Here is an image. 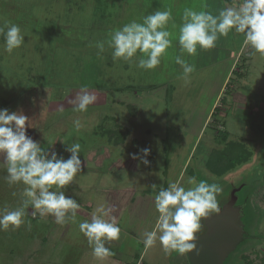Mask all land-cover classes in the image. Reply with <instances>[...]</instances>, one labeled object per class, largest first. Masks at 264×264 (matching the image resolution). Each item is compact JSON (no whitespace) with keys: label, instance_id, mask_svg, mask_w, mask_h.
Masks as SVG:
<instances>
[{"label":"rangeland","instance_id":"rangeland-1","mask_svg":"<svg viewBox=\"0 0 264 264\" xmlns=\"http://www.w3.org/2000/svg\"><path fill=\"white\" fill-rule=\"evenodd\" d=\"M73 1L77 0L70 5L66 0H0V26L17 24L25 36L11 53L4 50L0 36V109L22 111L32 126L26 124V135L49 154L54 151L67 159L71 155L67 145L80 143L82 161L74 181L62 189L80 204L76 222L60 225L52 215L33 216L36 210L29 207L19 228L0 230V264H189L186 254L165 253L159 242L147 249L142 243L143 233L154 228L158 216L154 195L169 181H186L189 176L218 183L223 189L217 197L220 206L233 187L246 185L237 193L240 202L245 200L246 238L223 264H264V72L253 71L250 87L242 79L235 85L233 76L214 115L207 116L220 78L191 59L195 71L190 83H184L182 68L175 63L178 26L172 27L173 22L167 26L172 46L154 69L136 67L139 52L132 61H114L107 45L103 53L95 47L112 29L132 20L142 22L146 8L154 12V2L120 1L124 5L118 11L117 0H110L94 22L87 10L75 15ZM141 3L144 6L139 7ZM157 6L155 11H162ZM235 86L245 88L240 91L244 110L256 115L239 116L237 123L229 97ZM82 87L96 101L87 111H73L69 101ZM230 141L244 145L250 154L246 161L238 158L243 151L233 153L228 147ZM142 158L149 164L144 165ZM6 175L0 168V208L12 209L20 205L25 186H10ZM101 203L111 210L106 219H115L121 230L117 240L105 241L114 253L105 260L93 256L78 227ZM252 205L257 206V216Z\"/></svg>","mask_w":264,"mask_h":264},{"label":"clouds","instance_id":"clouds-1","mask_svg":"<svg viewBox=\"0 0 264 264\" xmlns=\"http://www.w3.org/2000/svg\"><path fill=\"white\" fill-rule=\"evenodd\" d=\"M172 20L171 9L156 10L144 16L142 22L132 20L120 28L112 29L108 38L97 41L95 47L98 53H103L107 45L112 50L114 61H132L139 52L141 55L136 60V67L154 69L161 63L166 50L172 46L171 33L167 30ZM172 27L177 25L173 22ZM233 30L244 36V45L264 54V0H234L233 4L221 8L215 15L207 10L183 9L176 37L180 55L175 57V63L182 68L180 78L185 84L190 83L195 65L183 58L184 53L195 56L198 48L212 49L220 37L227 36ZM0 36L4 38V50L8 53L19 48L25 37L19 25L8 22L0 26ZM95 101L96 96L82 87L69 103L74 106L73 111L84 112ZM29 121L22 111L0 109V154L4 156L0 168L6 169L4 179L10 186L18 183L25 186L19 206L0 208V230H7L10 226L19 228L24 223L23 217L29 207L36 210L33 216L37 212L42 217L52 215L55 223L60 225L68 221L75 223L80 208V204L66 197L62 191L81 171L80 143L67 145L65 150L71 154L67 159L58 157L54 151L49 154L26 135V124L32 127ZM74 125L79 129L78 120L74 121ZM142 151L143 157L149 155V149ZM136 158L134 155L133 159ZM141 162L149 164L145 158ZM222 191L218 183L198 181L195 176H189L186 181L183 178L169 181L167 188L161 187L154 195V208L158 216L154 228L143 233L142 243L145 248L159 242L165 253L174 251L183 255L193 251L196 247L193 241L202 229V220L220 212L217 197ZM110 211L101 203L90 220L78 224L80 232L92 248L93 256L98 260L114 255L105 246V241L117 240L121 231L115 219H106Z\"/></svg>","mask_w":264,"mask_h":264},{"label":"crops","instance_id":"crops-1","mask_svg":"<svg viewBox=\"0 0 264 264\" xmlns=\"http://www.w3.org/2000/svg\"><path fill=\"white\" fill-rule=\"evenodd\" d=\"M120 1L125 0H117V10L122 11V8L120 6L124 5L123 3H120ZM146 4H149L150 2L153 3L156 7L157 3L160 7H162V11L168 9H171L173 20L170 21V23L174 22L178 27L176 28V34L175 36H178L179 31V25L181 23V14L183 12V9L185 8V5H187L189 8H192L196 11L200 10H207L212 12L214 15L218 13V11L225 7L226 5H231L234 3V0H158L156 3L155 0H141ZM110 0H77L73 1L72 4L75 5L77 8V13L75 15H80L82 12H85V10L90 12L92 14V17H94V22L97 21L98 17H100V14L102 13V6L105 4L106 6L109 5ZM84 4L85 7L81 8L80 5ZM66 4L70 5L71 0H66ZM173 6V8H169V5ZM91 5V9H90ZM144 6L143 3L140 4L139 7ZM155 7V9H156ZM155 9L153 11H155ZM160 10V9H158ZM67 11L69 13L72 12V9L68 7ZM150 8H146V13H149ZM169 26V24H168ZM169 29V28H167ZM169 31V30H168ZM170 32V31H169ZM175 41H173L174 43ZM176 47L178 54L180 55V49L179 45L176 39ZM96 55V59H98V54ZM177 56V55H176ZM183 58L189 63L191 59L197 60L198 62H201V68H207V69H213L215 78H220V88L215 94V97H213V103L211 105V108L209 111H207V116H213L214 111L218 108L219 104H217L218 98L224 94V92L228 91V86L230 85V81L233 76L236 77V84L239 82L240 79L244 80L243 85H247V87H250L249 84L253 83V71H255L256 68H258L261 72V75H263L264 72V54H261L259 52H255L251 46L244 45V36L242 34H237L235 31H230L227 36L220 37L217 42L216 46L212 49L208 50H201L197 49V54L195 56H189L187 53H184ZM112 59V58H111ZM179 66V65H178ZM111 67V64L108 66ZM107 67V68H108ZM214 78V79H215ZM214 79L212 81H214ZM105 81V80H104ZM249 81V82H248ZM255 83V81H254ZM103 87H99L98 89H101ZM231 88V87H230ZM129 89V88H127ZM248 88V92H249ZM245 90L244 87L240 86L231 88V93L229 97H231L232 104L231 107L234 108V121L236 123L238 122V118L243 117L244 114L246 116H251L252 114L254 116L255 113H252L250 111H246L243 101L241 100L240 91ZM115 91L120 92V90L115 89ZM209 92V91H208ZM255 96V95H254ZM243 103V104H241ZM230 105L227 107V110L231 109ZM240 109L243 110L239 114ZM113 119V118H112ZM242 119V118H241ZM114 120V119H113ZM216 125L219 126L218 123L214 122ZM227 135V138L229 137V133H224ZM239 142V141H238ZM257 206L251 207L252 212L256 215L257 210L255 209ZM258 220V218H257ZM256 220V221H257ZM128 259H125V262H127Z\"/></svg>","mask_w":264,"mask_h":264},{"label":"water","instance_id":"water-1","mask_svg":"<svg viewBox=\"0 0 264 264\" xmlns=\"http://www.w3.org/2000/svg\"><path fill=\"white\" fill-rule=\"evenodd\" d=\"M245 187V184L233 187L229 199L221 205L220 212L202 220V231L195 235L193 241L196 247L186 253L189 264H223L246 238L245 200L243 198L240 202L237 196Z\"/></svg>","mask_w":264,"mask_h":264},{"label":"trees","instance_id":"trees-1","mask_svg":"<svg viewBox=\"0 0 264 264\" xmlns=\"http://www.w3.org/2000/svg\"><path fill=\"white\" fill-rule=\"evenodd\" d=\"M223 136H225L223 139H225V141H226L227 135L226 134H223ZM228 147L233 151V153L235 152L236 149L239 150V151H243V156L242 157H240V156L238 157L239 159L240 158H243L241 161H246L249 158V156H250V154L248 153L247 149L244 148V145L241 142L240 143L239 142L235 143V142L230 141L228 143ZM239 159L236 160V161L237 162H240ZM227 167L228 168L230 167V164L229 163H228V166ZM218 174H220V173H218Z\"/></svg>","mask_w":264,"mask_h":264}]
</instances>
